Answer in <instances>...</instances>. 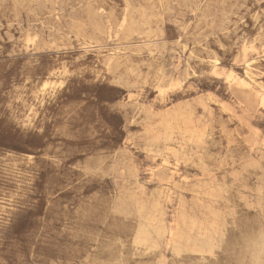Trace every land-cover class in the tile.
<instances>
[{
	"label": "rangeland",
	"instance_id": "1",
	"mask_svg": "<svg viewBox=\"0 0 264 264\" xmlns=\"http://www.w3.org/2000/svg\"><path fill=\"white\" fill-rule=\"evenodd\" d=\"M261 232L264 0H0V264H250Z\"/></svg>",
	"mask_w": 264,
	"mask_h": 264
},
{
	"label": "bare ground",
	"instance_id": "2",
	"mask_svg": "<svg viewBox=\"0 0 264 264\" xmlns=\"http://www.w3.org/2000/svg\"><path fill=\"white\" fill-rule=\"evenodd\" d=\"M79 1H77V3H78ZM102 3V2H101ZM202 3V2H201ZM74 4V3H73ZM76 5V4H75ZM68 6V5H67ZM9 7V6H8ZM64 7V6H63ZM20 8V7H19ZM62 8V7H61ZM65 8V7H64ZM76 8V7H75ZM74 8V9H75ZM38 9V8H37ZM11 10V9H10ZM20 10V9H19ZM26 10V9H25ZM15 11V10H14ZM74 11V10H73ZM11 12V11H10ZM71 12V11H70ZM69 12V13H70ZM76 12V11H75ZM15 13V12H14ZM60 13H62V12H60ZM59 13V14H60ZM64 13H65V11H64ZM41 14V13H40ZM44 16H45V14H43ZM63 15V14H62ZM78 15V14H77ZM72 17H73V15H71ZM226 17V16H225ZM98 18V17H97ZM96 19V18H95ZM47 20V19H46ZM71 22V21H70ZM230 22V21H229ZM49 24V23H48ZM45 25H47V24H45ZM59 25V24H58ZM70 25V24H69ZM49 26V25H48ZM58 27H60V26H58ZM48 29V28H47ZM51 29V28H50ZM49 29V30H50ZM60 29V28H59ZM84 29H86V28H84ZM94 31V30H93ZM21 33V32H20ZM33 33V32H32ZM70 33V32H69ZM93 33H95V32H93ZM48 34H49V32H48ZM73 34V33H72ZM97 34V33H96ZM77 35V34H76ZM93 35H95V34H93ZM69 36V35H68ZM72 36V35H71ZM70 36V37H71ZM40 37H41V35H40ZM51 37V36H50ZM73 37V36H72ZM92 37V36H91ZM94 37V36H93ZM180 39V38H179ZM188 40V39H187ZM186 40V41H187ZM185 42V41H184ZM206 45V44H205ZM103 46V45H102ZM186 46H188V45H186ZM222 46V45H221ZM227 46V45H226ZM103 48V47H102ZM106 48V47H105ZM193 48V47H192ZM80 49V48H79ZM174 49V48H173ZM181 50V49H180ZM185 50V49H184ZM186 51V50H185ZM214 51V50H213ZM55 52V51H54ZM184 52V51H183ZM164 53V52H163ZM127 54H129V53H127ZM32 56V55H31ZM160 56V55H159ZM191 56V55H190ZM196 56V55H195ZM201 56V55H200ZM189 58V57H188ZM193 58V57H192ZM191 58V59H192ZM206 59V58H205ZM211 59V58H210ZM214 59V58H213ZM167 61V60H166ZM162 64H164V63H162ZM186 73V72H185ZM156 74V73H155ZM159 74V73H158ZM257 75V74H256ZM260 82V81H259ZM131 106V105H130ZM143 106V105H142ZM133 114V113H132ZM67 123V122H66ZM129 130V129H128ZM131 133V132H130ZM59 142V141H58ZM122 142V141H121ZM145 143V142H144ZM60 147V146H59ZM24 151V150H23ZM22 152V151H21ZM213 152V151H212ZM109 153V152H108ZM111 153V152H110ZM214 153V152H213ZM33 154V153H32ZM32 154H30V155H32ZM209 154H211V153H209ZM37 155V154H36ZM110 156H111V154H110ZM116 158V157H115ZM58 159V158H57ZM101 161V160H100ZM100 161H98V162H100ZM87 165V164H86ZM88 166V165H87ZM91 167V166H90ZM113 168V167H112ZM94 169V168H93ZM189 170V169H188ZM193 171V170H192ZM104 173V172H103ZM105 174V173H104ZM106 174H107V172H106ZM7 175V174H6ZM250 177V176H249ZM116 190V189H115ZM247 192V191H246ZM3 204V203H2ZM4 208V207H3ZM261 234H262V232H261ZM261 237L263 238L262 239V243H261V245H260V247L258 246V242L257 241H255L254 239H252L251 241H250V243L247 245V247H246V250H245V253L246 254H248L249 255V257H250V264H264L263 262H262V260H261V256L262 255H264V233L261 235ZM247 238V237H246ZM138 263H139V261H138ZM151 263V262H150Z\"/></svg>",
	"mask_w": 264,
	"mask_h": 264
}]
</instances>
